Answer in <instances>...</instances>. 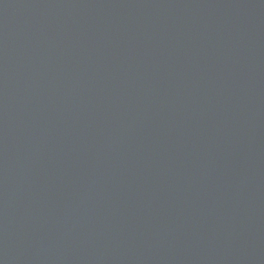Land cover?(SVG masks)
Listing matches in <instances>:
<instances>
[{
    "label": "water",
    "instance_id": "obj_1",
    "mask_svg": "<svg viewBox=\"0 0 264 264\" xmlns=\"http://www.w3.org/2000/svg\"><path fill=\"white\" fill-rule=\"evenodd\" d=\"M0 264H264V0H0Z\"/></svg>",
    "mask_w": 264,
    "mask_h": 264
}]
</instances>
